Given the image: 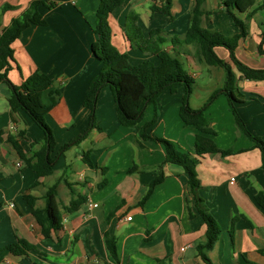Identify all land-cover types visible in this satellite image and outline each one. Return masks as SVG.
Segmentation results:
<instances>
[{
	"label": "crops",
	"instance_id": "obj_1",
	"mask_svg": "<svg viewBox=\"0 0 264 264\" xmlns=\"http://www.w3.org/2000/svg\"><path fill=\"white\" fill-rule=\"evenodd\" d=\"M33 1L0 0V33L14 19L21 18ZM51 1L55 3L52 9L44 5L37 8L45 25L28 26L12 43L13 61L7 72L8 80L20 86L32 73L40 71L60 92L57 104L45 117L55 140L50 153V158L55 159L51 174L38 177L7 142L8 136L15 139L24 154L33 157L42 148L44 135L23 110L10 111L11 91L0 81V264H205L197 246L206 241V225L188 193L186 173L179 166L165 163L162 144L150 140L141 141L142 146L138 144V132L151 122L146 134L164 138L195 158L198 131L185 126L179 117L183 87L160 93L155 104L146 107L142 121L133 127L120 125L112 92L103 88L95 112L101 131L90 130L78 146L57 154L63 144L88 127L89 113L83 102L101 68L91 50L97 39L92 28L99 0ZM254 1L256 11L240 16L247 36L238 41L235 54L247 66L264 69V54L258 52L264 10H257L264 0ZM153 2L127 0L109 17L112 44L128 54L132 65L145 60L158 64V60L131 50L122 31L129 12L139 15L138 26L145 37L155 28L182 36L189 27L193 0H173L172 22L166 14H151ZM139 10H144V18ZM201 11L202 27L227 37L238 33L219 0H204ZM261 46L264 50V40ZM218 49L221 48L215 49L217 55L230 63L228 53ZM166 50L180 60L195 82L203 79V88L195 83L189 98L193 110L201 109L205 103L192 102L196 89H207L206 102L222 88L224 69L208 66L192 45L176 49L168 45ZM237 87L244 96L242 103L235 104L240 118L253 136L264 140V81L239 80ZM205 117L215 132L216 146L233 152L228 156L207 155L196 165L198 195L221 229L218 241L206 256L212 264H264V209L255 200L256 194L264 193L261 151L242 132L223 95L210 104ZM87 150L93 165L82 160ZM35 160L33 157L32 162ZM159 170L164 174L163 181L140 204ZM65 181L87 196L86 204L72 214L66 211L71 195ZM51 185L56 186L62 227L44 238L23 196L34 197V208L41 209ZM106 234L116 239V260L106 247ZM19 238L35 247L25 258L5 250Z\"/></svg>",
	"mask_w": 264,
	"mask_h": 264
},
{
	"label": "trees",
	"instance_id": "obj_2",
	"mask_svg": "<svg viewBox=\"0 0 264 264\" xmlns=\"http://www.w3.org/2000/svg\"><path fill=\"white\" fill-rule=\"evenodd\" d=\"M127 0H99L95 12V25L92 32L97 36L92 44L91 50L95 58L101 63L99 73L89 84L83 106L89 113L87 129L73 140L63 144L57 154H61L71 147L78 146L85 139L90 130L101 131L97 124L95 112L98 97L103 88L108 87L112 92L116 107L117 118L120 125L133 127L143 119L145 109L148 105L155 104L157 97L165 90L173 91L177 88H184V95L179 108V117L185 126H193L198 131L194 141L195 158H190L182 153L174 144L164 138L146 134L145 130L150 123L145 124L138 132V144L141 141H154L165 148V163L181 167L187 175V187L189 195L194 199L197 212L206 225V241L197 246V253L205 264H212L206 256V251L213 248L221 234V229L213 216L209 213L204 201L199 197L198 190L200 181L196 173L197 163L207 155L221 156L231 155V150H220L214 140V130L210 127L205 117V111L210 104L220 95H223L232 110L235 120L246 135V137L261 151V168L264 174V140L253 136L246 128L245 122L240 118L236 103H242L244 96L239 91L237 83L239 80L264 81V69H255L241 62L235 54L240 39L247 36L245 23L241 15L249 16L256 11L254 0H219L221 5L230 16L233 24L238 28V33L227 37L219 31L209 30L201 26V6L204 0H193L190 9L189 27L182 36L168 35L163 29L155 28L149 31L147 37L138 26L139 15L136 12H129L125 17V24L122 28L123 35L128 41L131 50H137L144 54L151 55L158 60V64L145 60L138 65L129 62L126 53L118 51L112 44V31L109 24V17L112 12ZM173 0H154L150 6L151 14H166L170 22L173 21L171 12ZM39 5L52 9L55 3L51 0H34L29 10L19 19H14L9 27L0 33V81L7 84L11 91L8 105L12 113L18 109L23 110L32 122L43 132L44 143L42 148L33 157H27L18 142L7 137L18 157L25 166L29 167L38 177L51 174L55 159L50 158L54 150L55 140L51 128L45 121L46 115L57 104L60 92L53 87L52 80L35 71L26 78L20 86L13 85L7 78L10 69V62L13 61L12 43L18 39L22 32L30 25H45L44 19L38 13ZM251 10V11H250ZM258 11L264 10V2ZM264 40V31L261 33ZM262 41L258 45L259 54H264ZM171 45L173 49L184 45L194 46L208 66H219L225 71V81L222 88L211 94L205 104L199 110H193L189 105V98L192 89L195 87V80L184 69L180 60L166 50ZM216 48L224 49L229 56V62L222 60L215 52ZM174 51V50H173ZM153 122V121H152ZM3 131H0V143ZM23 136V133H21ZM90 150L82 154V160L88 165H93L89 158ZM164 179V174L159 170L158 175L151 181L145 195L140 200L143 204L155 186ZM70 191V201L66 206L69 214L78 211L87 202V196L77 193L73 184L65 181ZM44 206L41 209L34 208L35 198L24 195L23 200L31 208V214L41 228V235L50 238L53 232L62 227L60 205L57 201L56 186L47 188L44 196ZM256 203L264 209V193L259 192L255 196ZM106 247L115 260L117 259L116 239L106 234ZM5 250L13 256L25 258L28 252L35 250V247L24 239H17L15 243L9 244Z\"/></svg>",
	"mask_w": 264,
	"mask_h": 264
},
{
	"label": "rangeland",
	"instance_id": "obj_3",
	"mask_svg": "<svg viewBox=\"0 0 264 264\" xmlns=\"http://www.w3.org/2000/svg\"><path fill=\"white\" fill-rule=\"evenodd\" d=\"M139 12L141 13L142 17L144 18V10H139ZM218 50H219L220 53L224 51L223 49H218ZM202 76L204 77V79H206V77L208 76L207 72L204 71ZM202 80H200V82L198 80V83L195 82V83L199 84V85H197V84H195V85L201 86L203 88L204 84H203ZM206 97H207V89L206 88H204V89H196V95H195V97H194L192 102H193L194 105H203L205 103L204 99H206Z\"/></svg>",
	"mask_w": 264,
	"mask_h": 264
},
{
	"label": "built area",
	"instance_id": "obj_4",
	"mask_svg": "<svg viewBox=\"0 0 264 264\" xmlns=\"http://www.w3.org/2000/svg\"><path fill=\"white\" fill-rule=\"evenodd\" d=\"M233 180H234V179H231V181H233ZM126 219H127V220H130V217H127Z\"/></svg>",
	"mask_w": 264,
	"mask_h": 264
}]
</instances>
